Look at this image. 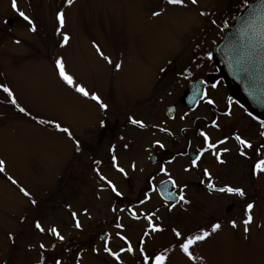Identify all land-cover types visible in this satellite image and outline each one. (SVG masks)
Instances as JSON below:
<instances>
[{
  "label": "snow or ice",
  "instance_id": "1",
  "mask_svg": "<svg viewBox=\"0 0 264 264\" xmlns=\"http://www.w3.org/2000/svg\"><path fill=\"white\" fill-rule=\"evenodd\" d=\"M76 2L64 0L63 5L56 10L53 39L50 44L44 45L43 50H36V57L50 61L56 77L64 86L96 106L98 116L90 138L75 134L70 126L57 118L34 114L21 103L17 91L0 73V93L3 94L0 96V105L10 108L18 118L62 134L71 141L75 160L87 158L89 161L88 167L94 173L92 203L76 207L73 202H63L71 229L84 233L85 222L93 219V204L107 196L112 219L106 222V230L97 232L95 238L100 244L91 245V252L97 257L103 254L111 259L112 264H170L176 254L183 258L184 264H214L200 249L215 242L226 227L231 230L233 245L242 247L246 255L254 256L256 248L253 232L264 229V220L258 222L259 204L257 197L252 194L251 185L264 177V117L249 110L232 96L225 98L221 109L212 94L221 88L222 82L218 79L197 77L193 82L194 69L205 67L201 61L214 60V51L204 50L203 43L195 33L190 37L191 57L175 73L177 84L187 81L192 89L188 110L180 112L177 117L176 107L169 105L164 117L157 118L156 122L147 121L137 112L118 111L99 91L90 90L69 71L63 50L71 46L73 37L66 30V9H71ZM169 7L195 10L198 17L208 20L210 28L225 36L228 35L225 30L230 32L239 22L234 39L229 37L234 45L237 75L244 74L247 77L250 66L257 58L264 62V0H239L234 10L236 15L229 10L228 18L221 14V10L201 8L200 0H161L150 15L152 18L162 17L167 14ZM11 8L26 22L29 33L39 34L37 20L20 9L18 0H11ZM229 18L233 23L229 22ZM8 26L7 19L0 21V29ZM13 43L20 46L24 41L14 38ZM91 47L101 61L111 66L113 73L123 70L124 59L121 53H117L113 59V55L107 54L95 40L91 42ZM173 64L174 61L169 59L164 66L159 67V80H164ZM166 95L171 97L174 93L167 91ZM160 102L164 103L162 98ZM202 105L208 107L210 116L202 117L198 114ZM234 105L255 122V139L234 125ZM8 115L7 111L0 112V119ZM177 119L184 123L191 121V126L173 127ZM117 127L121 129L119 133H116ZM129 128L140 134H148L146 142L140 147L147 162L156 165L151 173H147L141 158L133 155L136 138L125 134ZM213 133L219 135L214 136ZM181 137L184 140L183 146L180 144ZM233 154L239 159L240 173L232 180L225 181L222 176ZM208 157L214 162L215 170L203 166ZM181 160L185 161L181 164L184 179L175 175L170 167ZM8 163L5 158H0V175L18 189L30 206L29 211L18 218L21 226L19 230L6 234L8 242L14 249H18L19 240L25 251L35 252V264H82L87 249L79 246L74 249L71 246L74 241L64 234L62 223L45 218L41 211L42 201L9 174ZM105 168H110L112 174L106 172ZM160 176L166 179L157 181ZM191 177L196 178L198 186L212 198L213 204L198 218L184 224L175 217L177 213L193 216L190 209L194 207V201L190 188L196 185L191 183ZM137 183H142L143 187L137 189ZM154 195L159 197V203L148 207ZM162 209L166 210V214H162ZM237 209L238 216L234 214ZM126 219L132 223H126ZM133 224H142L135 242ZM37 235L42 239L32 243V238ZM43 238H47L48 242ZM3 264H9V261L5 259ZM105 264H108L107 260Z\"/></svg>",
  "mask_w": 264,
  "mask_h": 264
},
{
  "label": "rangeland",
  "instance_id": "2",
  "mask_svg": "<svg viewBox=\"0 0 264 264\" xmlns=\"http://www.w3.org/2000/svg\"><path fill=\"white\" fill-rule=\"evenodd\" d=\"M64 0H18L21 10L34 16L38 22V35L28 32L26 22L11 8V0H0V21L11 19L7 28L0 29V73L17 91L18 97L34 114L46 118H57L73 132L81 137L90 138L92 126L97 120V109L93 102L87 101L72 92L56 77L51 62L36 57V50L44 49L46 43H51L54 26V15ZM161 0H77L67 12V28L73 39L71 46L63 50L67 59L69 71L73 72L78 82L84 83L90 90H96L120 112L130 111L139 113L149 122H156L164 117L169 105L180 112L188 108L181 105L180 97L187 84L181 81L177 84L175 73L186 65L191 57L189 51L190 37L195 33L201 40L204 50H213L224 33L208 26L206 18L198 17L195 10L169 7L167 14L152 18L150 13L160 5ZM239 0H200L201 8L208 10H231ZM222 12V11H221ZM231 23V22H230ZM206 29V30H205ZM203 30V31H202ZM14 38H20L24 43L17 46ZM98 42L107 54L116 58L121 53L124 68L120 73H113L111 66L106 65L95 54L91 42ZM203 55V52L201 53ZM172 59L174 64L169 68L164 80H159L158 69ZM203 69H194V77L205 71H215L214 63L204 62ZM172 91L173 96L166 95ZM226 89L221 88L212 93L219 107H224ZM3 94L0 93V96ZM161 98L164 103H161ZM236 109V108H235ZM7 111L9 115L0 119V158L8 163V172L17 178L25 187L32 191L42 201V213L49 221L62 223L64 234L74 243L71 246L86 248L82 264H112L110 258L101 254L95 256L91 245H99L96 239L98 231L106 230V222L111 221L107 196L99 203L93 204V219L85 222V232H74L70 227V218L64 210L63 202H73L76 207L91 204L94 173L88 167L89 161L83 158L76 161L72 151L71 141L62 134L54 133L51 129L40 128L26 119L18 118L10 108L0 105V112ZM236 113H240L235 110ZM198 114L210 116L208 107L202 105ZM237 121L233 120V123ZM239 121L234 125H242ZM191 126V121L180 122L177 119L173 127ZM248 126V124H245ZM245 126V128H246ZM121 129L117 127L116 133ZM135 137L133 155L139 156L147 173H151L156 165L149 164L144 158L140 145L146 142L147 133L140 134L129 128L125 133ZM252 136L251 133H246ZM191 135V134H190ZM213 135H219L213 133ZM255 135V133H254ZM256 138V137H255ZM253 138V139H255ZM181 146L184 140L181 137ZM196 141H193V148ZM93 150H95L93 148ZM107 164V156L105 155ZM230 165L225 169L222 179L232 180L240 173L239 159L233 154ZM181 160L170 166L175 175L183 179ZM203 166L215 170V164L210 157L206 158ZM105 171L112 174L110 168ZM146 173V174H147ZM162 176L157 177V180ZM194 181L195 177H191ZM190 188L194 207L193 214L177 213L175 219L189 224L190 219L198 218L213 204L212 198L206 191L197 186ZM143 187L137 183L136 188ZM252 194L257 197L258 222L264 220V177L251 185ZM196 191V192H195ZM159 203L154 195L148 207ZM30 206L18 189L0 175V264L7 259L9 264H35L36 253L25 251L18 240L20 248L14 249L7 240L9 231L16 232L21 227L19 216L28 212ZM166 214V210H161ZM239 215V210H235ZM126 223H132L126 219ZM141 225L133 224L135 233L133 240L139 235ZM42 239L39 235L31 240L36 243ZM45 242L47 243V238ZM256 254L246 255L242 247L233 245L231 230L225 232L216 241L204 245L202 251L214 264H262L264 262V229L253 232ZM127 262V258H126ZM170 264H184L183 258L176 254Z\"/></svg>",
  "mask_w": 264,
  "mask_h": 264
},
{
  "label": "water",
  "instance_id": "3",
  "mask_svg": "<svg viewBox=\"0 0 264 264\" xmlns=\"http://www.w3.org/2000/svg\"><path fill=\"white\" fill-rule=\"evenodd\" d=\"M11 19L9 24H11ZM239 22H236L238 27ZM236 27H233L228 35L223 36L214 48V62L219 74L216 78H221L226 84L230 95L246 108L264 117V62L259 58L250 66V71L246 77L244 74L237 75L235 72V52L234 45L229 37L234 39ZM192 89L188 85L181 97V102L188 106Z\"/></svg>",
  "mask_w": 264,
  "mask_h": 264
},
{
  "label": "flooded vegetation",
  "instance_id": "4",
  "mask_svg": "<svg viewBox=\"0 0 264 264\" xmlns=\"http://www.w3.org/2000/svg\"><path fill=\"white\" fill-rule=\"evenodd\" d=\"M223 9V8H222ZM221 9V14L223 15V16H226L227 14H228V10H227V8H225L224 9V11ZM230 22V21H229ZM212 63H214V61H212ZM214 65V64H213ZM214 69H215V65H214ZM216 73V69H215V71H205V72H202L199 76H196L195 78H193V81L197 78V77H199V78H202V79H209L208 77L210 76V79L212 80V79H215L214 78V74ZM209 79V80H210ZM221 82H222V80L221 79H219ZM189 84V82H187V84H186V86ZM222 84L224 85V83L222 82ZM186 86H185V88H186ZM224 87H225V85H224ZM184 88V89H185ZM225 89H226V94H225V98L228 96V90H227V88L225 87ZM184 91V90H183ZM181 105H183V104H181ZM236 108V109H235ZM238 109V111L240 112V113H236L238 116L236 117V115H235V113H234V120L235 121H237L236 123H234V124H237L239 121H241L242 123V125H235V126H237V127H239L241 130H243L245 133H251L252 134V137L253 138H255V135H254V133H255V131H256V125H255V122H253V121H251L250 120V118H248L247 116H245L244 115V113H243V111H242V109H240L239 107H237L236 105H234L233 106V111L235 112V110H237ZM248 124V126H246L245 124ZM245 126H246V128H245ZM137 140V139H136ZM137 143V142H136ZM185 162V161H184ZM180 172H182V171H180ZM185 178V176L183 177V179ZM161 179H166V177H162V178H160V179H158L157 181H159V180H161ZM191 183L192 184H198V181L197 180H192L191 179ZM198 186V185H197ZM196 187V186H195ZM196 192V191H195Z\"/></svg>",
  "mask_w": 264,
  "mask_h": 264
},
{
  "label": "trees",
  "instance_id": "5",
  "mask_svg": "<svg viewBox=\"0 0 264 264\" xmlns=\"http://www.w3.org/2000/svg\"><path fill=\"white\" fill-rule=\"evenodd\" d=\"M231 10H232V12H233V15H236V13H235V11H234V10H235V6H233V8H232ZM225 17L228 18L227 15H226ZM229 21L231 22V18H229Z\"/></svg>",
  "mask_w": 264,
  "mask_h": 264
}]
</instances>
